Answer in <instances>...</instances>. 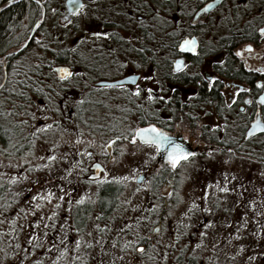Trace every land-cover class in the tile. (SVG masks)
<instances>
[{"label":"flooded vegetation","instance_id":"af4514ba","mask_svg":"<svg viewBox=\"0 0 264 264\" xmlns=\"http://www.w3.org/2000/svg\"><path fill=\"white\" fill-rule=\"evenodd\" d=\"M5 14L0 22V110L39 113L42 137L45 125L74 129L71 143L57 148L54 165L38 172L40 180L50 175L60 184L53 192L64 197L74 231L85 230L97 210L95 221L102 224L97 233L106 245L118 246L124 233L116 227L131 219L118 209L123 184L111 176L120 169L135 172L137 187L159 191L172 202L180 171L189 162L201 164L221 147L236 150L238 139L250 148L264 145V128L253 130L254 122L264 124L259 99L264 95V72L259 71L264 68V34L259 32L264 0H0V17ZM192 37L195 51L180 47ZM1 123L8 130L4 141L0 138L2 152L14 126L11 120ZM148 124L195 155L172 167L154 145L131 139L132 130ZM129 148L135 153L126 160L123 151ZM255 152L261 156L264 149ZM255 159L264 163V157ZM62 160L67 169L61 168ZM97 163L100 168L94 167ZM39 185V207L50 212L52 203L42 194L46 185ZM93 185L97 209L75 200L78 189ZM203 218H192L198 224L184 240L199 235ZM184 220L186 225L191 221ZM153 237L147 232L139 253ZM80 241L73 259L87 263L92 250ZM63 256L53 264L64 262Z\"/></svg>","mask_w":264,"mask_h":264},{"label":"rangeland","instance_id":"374dc122","mask_svg":"<svg viewBox=\"0 0 264 264\" xmlns=\"http://www.w3.org/2000/svg\"><path fill=\"white\" fill-rule=\"evenodd\" d=\"M4 115L5 120H11L14 126V136L0 151V232L11 235L7 243L15 247L18 255L30 254L33 249L31 256L36 258L35 251L39 248L38 259L57 262L64 253L61 259L64 262L60 264H72L73 254H77L74 252L77 240L83 239L84 242H80L82 246H90L91 255L87 263L74 261L73 264H264V163L255 159L264 157V152L261 156L255 152L261 147L264 149V145L252 144L250 148L249 144L238 139L236 150L221 147L201 164L189 162V167L180 171L179 187L174 192L177 198L172 202L166 201L168 195L159 191L137 187L134 179L129 178L134 177V171L118 170L111 176L123 184L118 209L131 219L124 224V217L120 219L119 223L124 226L116 228L124 236L113 248L110 243L106 245L104 238L97 233L102 225L95 221L97 210L90 220L93 224L82 232L74 231L69 207L62 204L64 197L59 198L58 192H53L60 184L50 175L44 176V180L38 178L43 166L47 169L54 165V155L59 152L57 148L71 143L75 137L74 129L62 130L52 125L45 128L42 137V126L37 123L41 118L39 113L7 111ZM123 152L126 160L135 153L131 148ZM49 156L53 158L49 159ZM61 164L62 169L68 168L64 160ZM191 179L195 182L193 185ZM40 181L46 185L42 194L46 193L49 205L52 203L50 212L47 209L44 212L43 204L37 207L41 195ZM94 188V185L92 188L82 186L76 191L75 200L87 202L89 207L97 209ZM224 188L228 191H223ZM234 190L236 197L231 198L230 191ZM37 193L40 195L33 200ZM49 193L51 199H47ZM55 203L61 206L56 207ZM143 206L145 209L140 211ZM132 209L136 214L128 215ZM193 217H204L199 235L184 240L187 232L198 224ZM185 218L191 220L187 225ZM208 221L212 223L204 227ZM147 232L154 233L153 241H149L147 248L139 253L137 248Z\"/></svg>","mask_w":264,"mask_h":264},{"label":"snow or ice","instance_id":"6c2138e0","mask_svg":"<svg viewBox=\"0 0 264 264\" xmlns=\"http://www.w3.org/2000/svg\"><path fill=\"white\" fill-rule=\"evenodd\" d=\"M9 3L12 2V0H8ZM79 7H82V5H79ZM206 7L210 8L212 7L211 4L207 5ZM204 9H202L203 11ZM259 32L264 34V28H260ZM104 35H108V33H104ZM195 44H196V39L195 37L192 38H185L184 41L180 43L181 48H185L186 46L191 47L192 51H195ZM248 49L252 48L251 44L246 45ZM237 55H240L239 50L237 51ZM176 64L178 67H182L183 65L181 64L180 61H176ZM60 71L62 73H66L68 75H71V73L68 71L67 68H61ZM259 71L264 72V68L259 69ZM63 78V77H62ZM128 79H132V77H128ZM212 79H215V77H212ZM259 83V82H258ZM239 91V89H237ZM137 94H139V89H136ZM261 102H264V95H261L259 97ZM47 127V125H45ZM259 128H264V124H259L258 122H254L253 125V130L259 129ZM134 135L131 137L133 141H136L137 137L139 139L146 143V144H151L154 145L156 150L158 152H161L164 154L165 159H167L172 167H176L177 164H179L182 160H188L190 156L195 155L194 152H190L185 148V145L182 142H178L177 140L173 139L167 132H165L163 129L158 128L154 124H148L145 127H138L134 130ZM251 131L249 134H251ZM186 139V137H185ZM112 141H109V144H111ZM90 155V153L88 154ZM49 159H52L53 157L49 156ZM95 168H100L101 165L99 163L94 165ZM130 179H135V177H129ZM15 179V178H14ZM223 191H228L227 188H224ZM40 194L37 193L36 196L32 197L33 200H35ZM47 199H51V193L47 196ZM83 199V197H81ZM195 206V204L193 205ZM39 207V205H37ZM212 222L208 221L207 224L204 225V227H208ZM79 244V241L77 240V245ZM243 247V246H241Z\"/></svg>","mask_w":264,"mask_h":264},{"label":"trees","instance_id":"16d2710c","mask_svg":"<svg viewBox=\"0 0 264 264\" xmlns=\"http://www.w3.org/2000/svg\"><path fill=\"white\" fill-rule=\"evenodd\" d=\"M19 8V7H18ZM8 14L2 15L0 17V22H4V18ZM5 115L2 110H0V123L1 121H5ZM8 130L5 129L3 124H0V138H4L5 134L7 133ZM4 141V139H3ZM5 205V204H3ZM5 238V239H4ZM8 238H11V235L8 236L7 232L6 233H1L0 232V264H53L54 262L53 259H49L47 261H44L43 258H37L38 254H40L38 249L35 251V254L37 255L36 258L32 257L31 253H33V249L30 254H22L18 255L16 250L14 249L15 247L9 246L7 241Z\"/></svg>","mask_w":264,"mask_h":264}]
</instances>
